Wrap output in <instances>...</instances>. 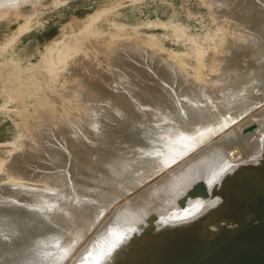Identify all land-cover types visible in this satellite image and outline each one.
Wrapping results in <instances>:
<instances>
[{"label": "bare ground", "instance_id": "obj_1", "mask_svg": "<svg viewBox=\"0 0 264 264\" xmlns=\"http://www.w3.org/2000/svg\"><path fill=\"white\" fill-rule=\"evenodd\" d=\"M21 1L0 0V8ZM210 1L225 51L199 61L204 84L172 62L154 70L152 54L130 52L131 42L124 49L100 38L102 50H94L102 55L91 44L98 37L87 42L100 56L93 61L112 62V74L101 71L113 84L91 79L101 71L89 51L59 83L70 86L57 83L55 97L43 99L77 104L76 117L58 112L51 121L74 123V131L51 128L63 104L55 99L61 105L44 108L48 120L36 108L28 117L33 140L45 135L46 148L31 149L33 159L22 157L21 166L0 167V264H264V0ZM89 76L83 85L90 87H81ZM14 177L45 187L26 188Z\"/></svg>", "mask_w": 264, "mask_h": 264}, {"label": "rangeland", "instance_id": "obj_2", "mask_svg": "<svg viewBox=\"0 0 264 264\" xmlns=\"http://www.w3.org/2000/svg\"><path fill=\"white\" fill-rule=\"evenodd\" d=\"M17 4V6H12L14 8L11 6L6 7V9L3 8V10L1 8L5 6L0 8V167L3 169L4 167H7L8 164L16 166L17 163H19L18 165L21 166V158H27L28 155L31 157V155L28 154L31 153V149L33 150L37 148L38 151L33 150L32 152L35 155L36 153L38 154L41 149L43 150L46 148V145L43 144L45 135L41 136V134H39L37 137L38 141H35L36 139L33 140L34 138L32 137L29 128L26 125L27 119L32 113L37 115L39 111L37 113L35 112L40 110L39 113L47 117L46 119L48 120V116H50V113L52 112L48 113L47 109L49 108V111L50 109H53L51 111H54L57 109V106L60 108V105L63 102L61 105L62 108H60L62 111L58 108L59 110H56L57 112L54 111L52 115L54 113L57 115L59 112L62 116L58 117V114L56 118H64V115L66 118H70V113L71 116L76 117L77 111L79 110V108H76V103H71L69 100L66 101L67 99L63 101L59 100L58 98L57 100L54 98L58 104L59 101L61 102L60 105H57L56 102L55 106L53 105L55 102L54 99L53 103L49 104H47L44 100L46 98L55 97L53 96V92L55 91V87L57 85V87L60 86L62 89H67L65 87L67 83L62 85H59V83L64 81V76L66 77L70 74L74 75L72 69L79 68L78 64H80V62V65H83L85 58H87L90 54L94 56L91 55L89 57L90 59H88V62L90 60V64L94 62L91 64L93 67L97 64L96 70L97 68L100 71H106L107 69L112 70L114 68L112 66V62L110 63V61H102L101 63V59L100 61L98 60V62L100 65L105 64L104 69H100L102 68V65L99 66L100 68L98 67L99 63L96 60L99 59L100 56L97 57L96 54H102L95 50L98 48L101 52L102 49L100 48V45L102 47L103 43L106 42L105 45L107 46L111 43L114 44L116 41H114V39H117V44L121 42L122 45H119H121V47L124 46V49H127V45L132 43L137 47H133L131 44V48L133 47L131 49L129 45L128 50L131 49L130 52L135 53L137 50H140V52L145 50L144 52L148 51V54H152V56L158 62L156 63V66H154V70L156 67L161 66L165 61L172 62L178 69L181 67L182 72L187 76L199 80L204 84L206 80L203 75H205V73L200 65V62L201 60L205 59L208 54L213 55L212 52L218 51V43L223 39L222 36H224L222 29L224 27L222 24L221 26L219 25L220 17L215 10L216 4L210 0H24ZM73 21H76L78 25L76 22L73 23ZM84 21L86 24H84ZM78 22H83V24L81 23L80 25ZM70 24H76L78 27L76 28V25L71 26ZM66 26L68 31L67 33L71 31L73 32V30L76 28V32L79 34L76 33L75 30L74 33L66 34V31L64 30ZM72 27L73 30H71ZM242 27L246 31V26ZM68 28L71 29L68 30ZM248 30L250 31L249 28ZM63 31H65V34L62 36V33H64ZM79 37L81 39H79ZM88 37L90 38V41L86 40ZM97 37L98 40H96ZM82 38L85 42L82 40ZM91 38H93V41H96H91ZM100 38H105V40H101L103 42L102 44L100 43ZM110 39H112L114 42L112 40L110 41ZM121 39L124 41H121ZM107 41H109L110 44H107ZM87 42H93L91 43L93 46L96 44L95 47H93L91 44L90 46L93 47V50L96 48L94 51L97 53L93 52V50H89L91 47H88L89 44H87ZM125 42L127 43L126 45ZM84 43H86V45ZM78 44L79 47L82 45L80 49H83V51L79 49ZM84 45L86 47H84ZM113 46L114 45H112V47ZM112 47L109 48L112 49ZM222 47L223 45L221 48ZM135 48L136 51L134 52L133 49L135 50ZM77 49H79L78 52H81L80 56L77 52ZM219 51H221L220 54H222L225 51V47L219 49ZM82 52L84 53L82 54ZM75 53L78 56H75ZM87 53L89 55H86ZM74 56L77 61L79 60V62L71 61L73 60ZM83 56L85 58H82L83 60H81L80 57ZM69 58L70 60H68ZM91 58H95L96 60L94 59L93 61ZM148 58L152 57L148 56ZM67 60L69 63H71V66H69L70 64L67 66ZM75 62L77 63V67L75 66ZM85 63H87V59ZM64 65L65 67H63ZM107 65L111 68H107ZM60 68L61 70L65 68L66 72L63 71V73L62 71H59L58 69ZM239 70H242V68L240 67ZM102 71L98 72L100 73V78L103 75L101 79L96 75L98 73L94 74L97 77L93 75V77H87L88 79H80V84H82L81 87H83L85 84H88L87 86H89V83L93 82L91 79H93L94 82L95 80L96 82L97 80L98 82L102 80L99 82V84H97V86L100 85V83L101 85L103 83L106 85H112V78L111 83H108V81H110V74H112V71H106L107 73L111 72L108 76L109 78L104 73L102 74ZM217 71L218 68L214 67L208 72V74L212 75ZM58 72L61 74L59 75ZM65 73L66 75H64ZM45 74L47 76H45L44 80ZM111 77L113 76L111 75ZM83 80H89V83L86 81L83 85ZM105 80H107V83ZM17 81H20V83H16ZM72 83L73 82H71V84ZM69 84L67 87L70 86ZM74 84L76 87H78L77 89H81L79 85L77 86V82ZM93 84L96 86V83ZM15 85H19V88ZM46 86H48L50 89L48 87V89H46ZM91 87H93V85ZM43 88L46 89V92ZM93 88L91 89V93H93ZM108 88L110 89V87ZM37 89L39 90V94L37 93ZM40 89H42L43 92ZM87 92L88 94L86 93V95L90 98L97 94L94 91L95 94L90 96V90H87ZM41 93L43 94L41 95ZM44 93L46 94L44 95ZM49 93L51 94V97ZM96 97L98 98V95H96ZM96 97L94 96V99L91 98L92 101H97L98 99L96 100ZM87 100L90 99L87 97ZM65 101L66 103H69L66 104L64 103ZM41 107L43 108V112L40 109ZM45 107L48 108L45 110ZM64 107L67 109H65L66 111L63 109ZM35 108L37 110H34ZM73 108L74 110H72ZM75 108L77 109L76 111ZM73 111H75V113ZM248 113L251 114L249 111L246 113L247 116ZM32 115L31 117L34 116ZM243 115L246 117L245 114ZM241 118H239L240 120L237 121L240 122ZM71 119L73 120V118ZM53 120H55V116L54 119L53 117H50L48 122L51 124V121ZM237 121L234 124H236ZM48 122L47 126L50 127ZM52 124L51 128L53 127ZM60 124L62 123L54 125L56 128L54 127L52 129H55L54 131L56 132V129L60 127ZM67 125L69 126L60 128H62V131L66 130L69 134L76 124L67 123L63 126ZM255 125L256 124H252L249 127L243 128L242 131L244 132L246 130L249 132V130L251 131L255 129ZM70 129L71 131H69ZM60 134L58 135L59 137L61 136ZM68 134H63V136ZM35 151L36 153H34ZM33 157H31V159H33ZM16 158H19V160L17 161ZM13 160L17 162L13 163ZM12 166L10 165L7 168L9 169ZM7 168H5V171L8 170ZM3 172L1 170V173ZM14 178L18 182L19 178L22 179L23 181H20L19 183H22L24 187L27 186L28 188L32 187L38 189L45 187L43 182H33L34 179L31 181L29 178ZM14 178L13 180H15ZM13 180L12 182H14Z\"/></svg>", "mask_w": 264, "mask_h": 264}]
</instances>
